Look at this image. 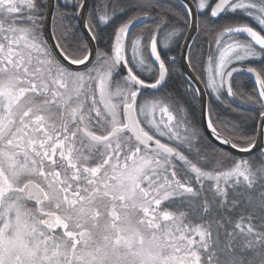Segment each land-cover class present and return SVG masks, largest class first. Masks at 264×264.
Instances as JSON below:
<instances>
[{"label": "snow or ice", "instance_id": "1", "mask_svg": "<svg viewBox=\"0 0 264 264\" xmlns=\"http://www.w3.org/2000/svg\"><path fill=\"white\" fill-rule=\"evenodd\" d=\"M0 264H264V0H0Z\"/></svg>", "mask_w": 264, "mask_h": 264}]
</instances>
